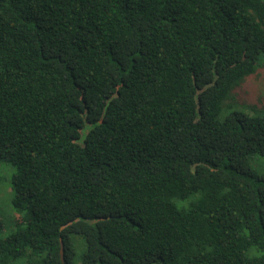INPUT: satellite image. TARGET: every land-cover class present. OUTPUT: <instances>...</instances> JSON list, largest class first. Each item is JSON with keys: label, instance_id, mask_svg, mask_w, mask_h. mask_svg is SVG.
Here are the masks:
<instances>
[{"label": "trees", "instance_id": "obj_1", "mask_svg": "<svg viewBox=\"0 0 264 264\" xmlns=\"http://www.w3.org/2000/svg\"><path fill=\"white\" fill-rule=\"evenodd\" d=\"M262 66L264 0H0V264H264Z\"/></svg>", "mask_w": 264, "mask_h": 264}, {"label": "rangeland", "instance_id": "obj_2", "mask_svg": "<svg viewBox=\"0 0 264 264\" xmlns=\"http://www.w3.org/2000/svg\"><path fill=\"white\" fill-rule=\"evenodd\" d=\"M236 97L240 103L256 105L259 108L264 106V66L259 69L258 74L248 78L246 83L237 90ZM255 167L257 169H264V158L257 159L255 161ZM8 170L10 169L7 168L6 170L2 165H0V176H3V178L7 177L4 183L1 184L0 208H2L3 212H7L9 217L18 221V217H16L14 212L8 207V201L11 195L8 184Z\"/></svg>", "mask_w": 264, "mask_h": 264}, {"label": "water", "instance_id": "obj_3", "mask_svg": "<svg viewBox=\"0 0 264 264\" xmlns=\"http://www.w3.org/2000/svg\"><path fill=\"white\" fill-rule=\"evenodd\" d=\"M60 257H61L62 264H64L65 263V258H64L63 246H61Z\"/></svg>", "mask_w": 264, "mask_h": 264}]
</instances>
